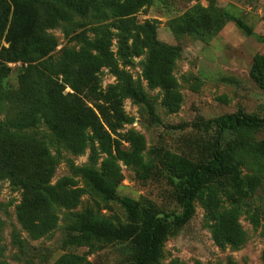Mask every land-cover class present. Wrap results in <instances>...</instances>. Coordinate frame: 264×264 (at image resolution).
Masks as SVG:
<instances>
[{
  "label": "rangeland",
  "instance_id": "obj_1",
  "mask_svg": "<svg viewBox=\"0 0 264 264\" xmlns=\"http://www.w3.org/2000/svg\"><path fill=\"white\" fill-rule=\"evenodd\" d=\"M59 1L64 17L44 27L34 23L36 40L48 45V53H36L31 37L25 59H0V128L34 139L46 149L49 184L70 205L54 204V226L40 234L46 222L41 215L33 234L18 221L21 192L14 190L8 179H1L0 262L56 264L70 257L68 264H129L131 244L95 241L85 245L78 240L79 234L67 230L82 215L115 226L126 223V212L118 201L105 200L94 192L82 171L93 169L103 174L106 162L112 159L120 171L119 181L114 182L117 196L129 197L158 216L180 214L177 190L158 156L199 161L202 146L215 135L214 129L206 132L192 126L199 118L216 119L238 111L262 115L264 0ZM79 4L86 7L85 15L75 10ZM189 14L220 17L221 23L200 34L182 33L180 28ZM224 16L241 20L250 33ZM122 20L138 28L142 38L152 30L149 46L138 55L121 46ZM2 46L8 47L5 38ZM70 51L97 57L101 62L96 73L99 90L121 98L127 120L111 135L112 153L104 149L91 129L81 139L64 142L39 114L34 125L15 126L37 95V88L44 87L46 81H57L66 98L75 93L71 78L61 68ZM168 70L173 84L169 90L155 85ZM81 98L93 108L86 94ZM247 136L264 140V129ZM239 137V133L224 131L222 145ZM121 154L139 157L128 162ZM241 171L242 177L257 181L249 196L234 203L232 188L219 183L207 186L192 203L189 222L166 239L158 264H264V160L249 154ZM75 190H80L77 197ZM213 199L216 213L233 211L237 215L244 233L240 245L216 240L220 228L209 209Z\"/></svg>",
  "mask_w": 264,
  "mask_h": 264
},
{
  "label": "trees",
  "instance_id": "obj_2",
  "mask_svg": "<svg viewBox=\"0 0 264 264\" xmlns=\"http://www.w3.org/2000/svg\"><path fill=\"white\" fill-rule=\"evenodd\" d=\"M75 10L80 15L87 12L83 4L76 6ZM64 12L65 9L59 0H0V43L3 38L8 43V47L0 48V59L8 62L25 59L26 47L31 37L36 53H48V45L36 40L38 35L34 23L36 26L52 25L65 16ZM186 18L185 24L180 28L182 33L200 34L221 23L220 17L207 14L198 18L189 14ZM225 18L234 21L240 28L250 33L249 28L241 20L232 16ZM137 29L122 20L119 33L123 49L135 55L140 54L143 47L149 46V36L152 33L149 29L147 38H142ZM161 64L169 65L167 62ZM100 66L99 59L87 52L67 53L61 68L71 78L75 93L66 98L57 81H46L44 87L37 88V95L35 94L29 102L28 110L22 112L15 126L19 128L34 125L39 114L64 142L70 143L73 139H81L84 132L91 129L104 149L112 153L111 135L116 133L127 117L122 108L121 98L117 94L102 93L99 90L96 73ZM168 71L162 73L163 76L159 74L156 86H163L168 90L172 88L170 70ZM83 94L93 102V108L85 104L81 98ZM146 105L153 114L152 106L147 102ZM192 126L206 132L215 130L213 138L202 146L199 161L194 163L185 157L158 156L168 172L169 181L177 190V202L182 209L180 214L158 216L140 207L138 202L129 197L117 196L114 182L117 179L119 181L120 171L110 159L105 164L103 174L93 169H85L82 173L94 192L105 200L118 201L126 212V223L115 226L107 221L94 220L89 215H82L75 224L67 228L70 234H79L78 240L85 245H92L95 241L129 243L133 249L129 264H158L166 239L175 235L189 222L193 213L192 203L207 186L219 183L224 188H232L234 203H239L244 197L249 196L257 181L255 178L242 177L241 166L249 154L264 160V140L256 141L247 136L251 131L264 129V110L262 115L238 111L216 119L199 118ZM224 131L239 133L240 137L223 146L221 141ZM131 155L134 157L129 158ZM138 155L121 154V157L132 162L139 157ZM1 179H8L12 188L21 192L18 221L33 234L37 233V219L41 215L46 218V222L40 234L46 233L54 226L52 213L54 204L70 205V202L64 200L54 186L49 184L50 158L46 149L34 139L2 128H0ZM74 193L77 197L80 190H75ZM216 208V201L214 199L209 201V209L214 213L220 228V233H216V240L220 244L240 245L244 241V233L237 222V215L233 211L216 213ZM69 261L70 257H65L56 264H68Z\"/></svg>",
  "mask_w": 264,
  "mask_h": 264
}]
</instances>
